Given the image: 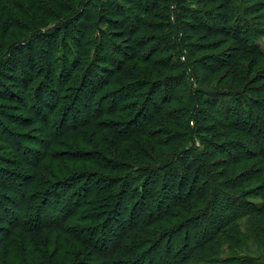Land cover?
I'll return each instance as SVG.
<instances>
[{
  "label": "trees",
  "instance_id": "16d2710c",
  "mask_svg": "<svg viewBox=\"0 0 264 264\" xmlns=\"http://www.w3.org/2000/svg\"><path fill=\"white\" fill-rule=\"evenodd\" d=\"M122 1L54 0L66 17L26 35L0 16V264H264V5ZM71 82L114 98L86 110L103 121L69 120Z\"/></svg>",
  "mask_w": 264,
  "mask_h": 264
},
{
  "label": "rangeland",
  "instance_id": "374dc122",
  "mask_svg": "<svg viewBox=\"0 0 264 264\" xmlns=\"http://www.w3.org/2000/svg\"><path fill=\"white\" fill-rule=\"evenodd\" d=\"M59 1H60L59 3L61 4V7H65V8L69 7L71 9L74 6L73 0H59ZM116 1L118 2V4L122 5L123 7H129L122 0H116ZM53 2H54V0H0V16L1 17L4 16V15H5L4 17L9 16L10 20L13 23H15L16 28H13V29L10 30L11 34L16 35V34L22 33L23 35H26V33H28L30 31L29 29H31L32 31L36 30L34 33H36L37 31L43 32L47 28H52L53 26H55L57 24V22L60 19H62V17L64 18L67 15L66 13L63 14L61 12V10H62L61 8H59V9L55 8V6L53 5ZM72 4H73V6H72ZM242 4L250 5V6H252V5H258L259 6L260 4L264 5V0H242ZM36 6L40 7V10H42V9L48 10L49 14H42V13L36 14V11H34L35 10L34 8ZM171 7H174V5H171ZM169 9H170V7H169ZM263 12H264V9H262L261 12H259V13H263ZM24 13L26 14V16H24L25 15ZM259 13L255 14L253 12V13H251L249 15L253 19V23H255V25H257V27H259V30L264 31V17H263L264 14H259ZM174 20H175L174 14L172 13V16H171L172 23L175 22ZM32 27H34V28H32ZM2 29H3V26L1 25V21H0V35L3 33ZM93 31H92V33L90 35L91 37L94 36V33H95L96 37L97 36H102V31H105V33L107 32V27H106V25L98 23L97 28L95 30H93ZM65 36H66L65 33L59 34L57 43H60L62 40H64ZM69 36L70 35H68V37ZM68 37H67V39H68ZM105 40H106V38H105ZM99 41H101V40H97V43H99ZM258 44L264 50V37L263 36L258 39ZM250 57H255V56L252 54ZM230 61H232V59ZM261 64H264V62H260L259 63L260 66H261ZM196 69L198 71V75H201V74L204 73V71H202L198 67H196ZM256 69H255V71H254V73L252 75L256 74V72L258 71ZM252 75L251 76L248 75V76H246V78L243 77V78H241L239 80H236L234 82L230 81L229 78H228L229 75H227L221 80V83L219 84V87L223 88V87H229V85H231V86H233L235 88H238V89H243V88H247L248 89V87L246 85V80L250 79L252 77ZM250 81H255V78H253L252 80L250 79ZM69 85H72V88H70L69 91L67 90V93H69V94H68L67 99L64 102V103H67L66 104V109H63V107L61 109V110H64V112H66V115H67V117H69V120H71V116L73 114L76 119H78V117L83 115V116H85V118H84L85 120H87V121L90 120L91 121L93 119V115L94 114L91 112L90 115H86V110H88L89 106H91L93 108L94 106H96L98 103H101V101H104L105 99H106L105 101H107V102L111 101V99L112 100L114 99V98H112V96L110 94H103L99 98L95 97L93 99L88 98V95L87 96H83L82 92H80V94L78 95L76 90H73V88L75 87L76 84L74 82H71ZM183 87H185V85ZM71 89H72V93H71ZM142 91H145V89H143ZM108 95H110V96H108ZM189 97H190V95H189ZM196 97L197 96H195V99H196ZM188 101L189 100H188V98L186 96V103H188ZM218 113L215 112V115H217L218 117H222V113H224V112H222V110H221ZM226 116L229 118V116H230L229 115V111H228V114H226ZM64 117H66V116H64ZM211 117H214V115H212ZM103 119L104 118H102V116H101V118H98V113H96L94 115V120L96 122L103 121ZM205 120L206 119H204L203 122H206ZM67 122H68V120L66 121V125L68 124ZM9 125H10V127L14 126L13 124H10V123H9ZM86 127H88L87 123L85 125L84 124L83 125H76L75 127H73V131L74 132L72 131V133L69 134V135L73 134V136H68V137H79L81 132L84 133L85 131H87ZM36 129H37V125H36V128L33 129V132H31V135H36V137H38L39 133L37 132ZM58 135H60V134H57V136ZM36 137L35 136L26 137L25 139H27V140H23L22 141L23 142L22 145H25L28 149H31V150H37V149H38V151L44 150L45 148L43 147L42 142L37 141L38 139ZM60 137L64 139L65 138L64 133L61 134ZM29 138H32V139L30 140ZM4 139L7 141L9 138L7 137V135L2 137V139L0 140L1 144L4 141ZM8 141L10 142V146H12L11 143H13V142H11L10 140H8ZM25 141H28L27 142L28 144H25ZM173 146H175V145L172 144L170 146V148H167L168 149L167 153L169 152V150ZM29 147H32V148H29ZM42 147H43V149H42ZM164 148H165V146H164ZM8 152L9 151H4V150H2V148H0V154L7 155L10 159H13L14 156L12 158V156H9L10 154H8ZM35 155H36V153H34L32 151H28V150L25 151V158L27 160H29L31 158H35ZM121 159H124V158H121ZM74 164H75V166L80 165V164H77V163H74ZM0 165H2L6 169H13V167H14L11 164H8V163L3 162L1 160H0ZM78 167H81V166H78ZM36 169H39V167L36 166L34 171H36ZM106 172L112 173V171H110V170L106 171ZM136 183H138V182H136ZM89 185H91V184H88L87 186H89ZM87 186H86L85 189H87ZM162 191H164V190L160 187L159 191H158L160 197L163 196ZM164 192H167V191H164ZM118 219L119 220L117 222L109 224V226L107 227V230L118 231V229L121 228L122 220L123 221L125 220V216H122L121 218H118ZM137 231L138 230H136L135 232H137ZM254 250L255 249L250 247L247 250V252H245V254H247V255H253L251 253L257 254L258 252H255ZM259 252H261V251H259ZM261 253H263V252H261Z\"/></svg>",
  "mask_w": 264,
  "mask_h": 264
}]
</instances>
